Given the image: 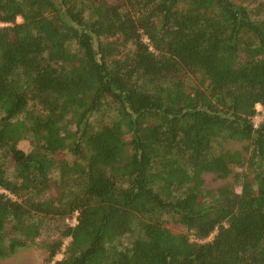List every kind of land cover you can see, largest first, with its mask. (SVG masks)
<instances>
[{"label":"trees","instance_id":"obj_1","mask_svg":"<svg viewBox=\"0 0 264 264\" xmlns=\"http://www.w3.org/2000/svg\"><path fill=\"white\" fill-rule=\"evenodd\" d=\"M258 105L264 0H0V259L264 264Z\"/></svg>","mask_w":264,"mask_h":264},{"label":"rangeland","instance_id":"obj_2","mask_svg":"<svg viewBox=\"0 0 264 264\" xmlns=\"http://www.w3.org/2000/svg\"><path fill=\"white\" fill-rule=\"evenodd\" d=\"M260 110L261 111L258 115V119H261L264 108H260ZM248 143L249 142L247 141L230 140L226 143V146L232 149H242L245 145H248ZM20 146L23 149L27 150L30 147V143L29 141L25 140L23 142H20ZM250 150L252 152L253 147ZM253 170L254 169H251L247 164L244 166H235L233 174L227 179H218L216 178L214 174L209 173L206 175V183L209 187H218L227 182H235L237 184L238 191H240L241 190V180L243 178H239V175H243V176L249 175L250 177L252 176L251 178H253L254 177ZM72 222H74V218L70 219V223ZM165 225L166 227H168L175 233L184 231V228L179 223H176L175 221H173L171 217L167 218ZM216 232L217 231L212 233L207 238L206 241L212 240ZM192 239H196V238H192ZM68 241H69V238L66 239L65 243L67 244ZM46 253L47 252L42 248H39L37 246H31L29 248H26V249H23L17 252L15 255H13L10 258L0 259V264H42L43 259L46 256ZM61 256H62L61 254H58L56 258H61Z\"/></svg>","mask_w":264,"mask_h":264},{"label":"built area","instance_id":"obj_3","mask_svg":"<svg viewBox=\"0 0 264 264\" xmlns=\"http://www.w3.org/2000/svg\"><path fill=\"white\" fill-rule=\"evenodd\" d=\"M258 109L260 110V108H264L263 106L261 105H258L257 106ZM259 115V114H258ZM258 115H256V117L254 118V123H255V126H258L259 125V122L263 119L264 117V111H263V115L261 116V119H258ZM77 222L76 218L74 219V222H72V224H75Z\"/></svg>","mask_w":264,"mask_h":264}]
</instances>
